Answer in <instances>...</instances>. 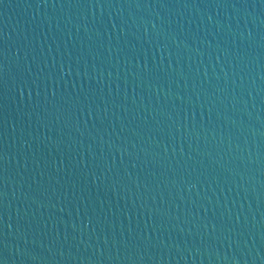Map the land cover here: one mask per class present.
<instances>
[{
    "label": "water",
    "instance_id": "95a60500",
    "mask_svg": "<svg viewBox=\"0 0 264 264\" xmlns=\"http://www.w3.org/2000/svg\"><path fill=\"white\" fill-rule=\"evenodd\" d=\"M0 53V264H264V0H0Z\"/></svg>",
    "mask_w": 264,
    "mask_h": 264
},
{
    "label": "snow or ice",
    "instance_id": "6c2138e0",
    "mask_svg": "<svg viewBox=\"0 0 264 264\" xmlns=\"http://www.w3.org/2000/svg\"><path fill=\"white\" fill-rule=\"evenodd\" d=\"M0 54H2V53H0ZM2 73H3V65L0 64V85L3 86L4 84L7 83V81L3 79ZM27 87H29L28 83L26 81L23 82V85L20 88V94H21V96L24 95V88H27ZM53 95H55V93H53ZM29 99L31 100V92H29ZM2 159H3V156H0V160H2Z\"/></svg>",
    "mask_w": 264,
    "mask_h": 264
}]
</instances>
